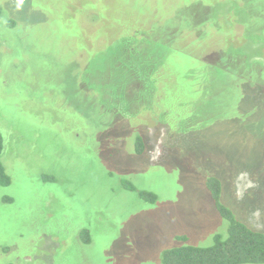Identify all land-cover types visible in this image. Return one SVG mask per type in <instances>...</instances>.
Listing matches in <instances>:
<instances>
[{
    "label": "rangeland",
    "instance_id": "obj_1",
    "mask_svg": "<svg viewBox=\"0 0 264 264\" xmlns=\"http://www.w3.org/2000/svg\"><path fill=\"white\" fill-rule=\"evenodd\" d=\"M0 132V264L264 231V0H0Z\"/></svg>",
    "mask_w": 264,
    "mask_h": 264
},
{
    "label": "trees",
    "instance_id": "obj_2",
    "mask_svg": "<svg viewBox=\"0 0 264 264\" xmlns=\"http://www.w3.org/2000/svg\"><path fill=\"white\" fill-rule=\"evenodd\" d=\"M3 137L0 132V186L10 184L11 179L2 163ZM142 138L136 140V149L141 152ZM215 180L211 179L212 184ZM219 190H214L213 197L218 198ZM146 194V193H145ZM154 200L153 194H150ZM223 216L228 221L225 235L216 234L209 246L184 244L165 250L161 264H264V231L253 230L221 207ZM186 240L184 237H180Z\"/></svg>",
    "mask_w": 264,
    "mask_h": 264
}]
</instances>
